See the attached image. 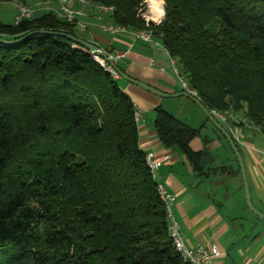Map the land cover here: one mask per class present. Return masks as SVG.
<instances>
[{"label": "trees", "instance_id": "1", "mask_svg": "<svg viewBox=\"0 0 264 264\" xmlns=\"http://www.w3.org/2000/svg\"><path fill=\"white\" fill-rule=\"evenodd\" d=\"M94 1L114 6L115 24L150 30L209 110H243L264 132V0H165L148 25L143 0ZM40 29L83 37L54 11L0 20L4 38ZM135 111L71 39L0 42V264H191L170 238ZM154 125L202 167L206 151L191 146L199 129L162 106Z\"/></svg>", "mask_w": 264, "mask_h": 264}, {"label": "crops", "instance_id": "2", "mask_svg": "<svg viewBox=\"0 0 264 264\" xmlns=\"http://www.w3.org/2000/svg\"><path fill=\"white\" fill-rule=\"evenodd\" d=\"M32 1L40 14L57 8L56 0ZM19 3L21 0H15L14 11ZM74 4L87 10L85 19L89 25L86 32L77 28L76 31L104 50L125 51V56L117 64L123 66L127 74L166 93L185 91L170 69L169 53L159 40L160 44L142 39L133 41L135 31L132 29L117 34L103 31L100 24L113 21L111 11L87 7L79 0ZM116 78L124 81L123 84L119 82L120 86L141 110L138 122L141 148L147 154L152 153L155 161L161 162L153 174L157 182L176 195L172 210L181 224L186 243L189 246L198 243L218 245L222 254L216 258L215 264H263L264 219H260L247 204L240 164L227 138L219 130L218 133L205 134L206 125L200 124V120L191 123L196 110L183 115L191 100L189 97H163L120 75ZM164 98H175L182 104L175 111L166 106L165 109L199 129L200 134L193 139L191 146L207 153L201 168H196L178 145L167 146L159 138L154 125L155 110L164 106ZM230 111L242 120L241 134L232 137L245 163L252 202L264 212V132L253 124L245 111ZM220 123L227 129L225 123Z\"/></svg>", "mask_w": 264, "mask_h": 264}, {"label": "built area", "instance_id": "3", "mask_svg": "<svg viewBox=\"0 0 264 264\" xmlns=\"http://www.w3.org/2000/svg\"><path fill=\"white\" fill-rule=\"evenodd\" d=\"M82 4L87 7H98L103 11H113L114 6L105 5L102 3H97L94 0H79ZM57 8L54 10L63 20L68 23L74 24L75 27L82 32H86L89 29V25L85 19L87 15V10L81 7H77L74 2L75 0H56ZM37 7L29 2H21L18 4L13 23L19 24L24 20L31 19L36 15ZM150 20L147 18L146 23L149 24ZM159 23V22H158ZM100 28L103 31L110 32L112 34H117L122 31L128 30V28L115 24L114 22H103L100 24ZM134 38L133 41L142 39L145 41H150L155 44H160L157 39L154 38L152 32L147 29H142L139 31L133 32ZM84 48V47H83ZM85 50H88L84 48ZM103 53L106 54V57H103L99 54L93 53V57L96 61L100 62L105 70L112 73L115 77L119 74L117 72L114 64L117 63L119 59L125 56V51L118 50L115 52L102 49ZM170 69L175 72L179 79V83L185 91H188L191 94L197 96V93L192 89L188 83L186 77L181 73V68L179 62L176 58L169 54L168 59ZM135 120L136 122L140 121L141 110L135 105ZM212 115L216 117L220 122L226 124L227 129L232 134V136L238 137L242 132L241 119L236 118V116L230 111H220L217 109L210 110ZM149 166L151 167L152 172L154 173V168L156 165L161 164L159 161H155L153 154L149 153L146 155ZM157 188L160 194V198L165 204L167 215H168V224H169V235L172 240V243L181 256V258L191 264H215L216 258L221 256L222 252L219 249L218 245L210 244L205 245L203 243H198L195 246H189L184 238V234L181 228L180 222L176 219L173 214L172 206L176 201V195L167 190L166 186L162 183H157ZM264 264V263H263Z\"/></svg>", "mask_w": 264, "mask_h": 264}, {"label": "water", "instance_id": "4", "mask_svg": "<svg viewBox=\"0 0 264 264\" xmlns=\"http://www.w3.org/2000/svg\"><path fill=\"white\" fill-rule=\"evenodd\" d=\"M36 33H49V34H54V35H61V36H65L69 39H71L72 41H74L75 43L81 45L82 47L88 49L90 52L92 53H96L99 54L103 57H106V54L103 53L102 48L97 45L96 43L80 37L78 35L69 33V32H64V31H50V30H46V29H40V30H33L30 31L26 34H24L21 37L18 38H13V39H9V38H4L2 36H0V42L1 43H7V44H13V43H19L21 41H23L25 38L36 34ZM117 69V68H116ZM117 72L120 76L124 77L125 79L129 80L130 82L137 84L143 88H145L146 90L155 93L157 95L163 96V97H177V96H187L189 97L191 100H193L199 107L202 108V110L206 113V115L209 117V119L213 122V124L217 127V129L227 138V140L229 141L238 161L240 164V169H241V173H242V177H243V182H244V188H245V195H246V200H247V204L249 206V208L255 212L258 217L260 219H264V212L260 211L259 209H257L251 199V194H250V187H249V183H248V179H247V175H246V171H245V163L242 157V154L239 150V148L237 147L235 141L233 140V137L231 135V133L217 120L216 117H214L211 113V111L209 110V108L207 106H205L203 104V102L198 98V96L189 93L188 91H181L178 93H166L148 83H145L143 81H141L140 79L134 78L132 76H130L129 74H127L126 72L117 69Z\"/></svg>", "mask_w": 264, "mask_h": 264}, {"label": "rangeland", "instance_id": "5", "mask_svg": "<svg viewBox=\"0 0 264 264\" xmlns=\"http://www.w3.org/2000/svg\"><path fill=\"white\" fill-rule=\"evenodd\" d=\"M29 2L31 4H33L36 7V4L33 3V1H27V0H21V2ZM142 8H140V14L144 17V19L146 20L152 13V8L150 6V0H143L142 2ZM165 5H166V1L163 0L161 7L163 9V17L165 15ZM15 0H10V1H5V2H0V20L6 23H12L13 19H14V14H15ZM41 11H36V15H39ZM150 21H154L156 23L160 22V21H156L153 20L151 18H148ZM106 21V20H105ZM79 35H83L81 33H79V31L77 32ZM118 82H120V84H123L124 81L123 80H119ZM164 106H162L163 108L168 107L170 110L175 111L177 109H180V107H182L181 103L179 104L178 101H176L175 98H164ZM166 106V107H165ZM194 109L196 110V114L193 116L191 123H195L198 120H200V124H205V134L207 135H211L212 133H218V129L217 127L213 124V122L209 119V117L206 115V113L202 110L201 107L199 106H195L194 103L190 100L188 101V104L185 106L184 108V113L183 115H186V113H190L192 112L191 110Z\"/></svg>", "mask_w": 264, "mask_h": 264}, {"label": "bare ground", "instance_id": "6", "mask_svg": "<svg viewBox=\"0 0 264 264\" xmlns=\"http://www.w3.org/2000/svg\"><path fill=\"white\" fill-rule=\"evenodd\" d=\"M163 0H150V6L152 8L151 15L148 18H151L156 21H160L163 18V9L161 7Z\"/></svg>", "mask_w": 264, "mask_h": 264}]
</instances>
